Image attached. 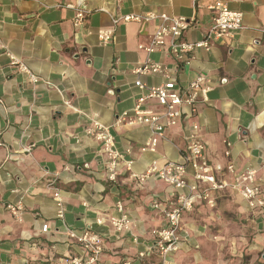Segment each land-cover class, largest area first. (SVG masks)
<instances>
[{
    "label": "crops",
    "instance_id": "0c3cea01",
    "mask_svg": "<svg viewBox=\"0 0 264 264\" xmlns=\"http://www.w3.org/2000/svg\"><path fill=\"white\" fill-rule=\"evenodd\" d=\"M84 2L89 14L75 26L77 11L67 4ZM211 0H0L1 38L38 83L11 64L0 50V264H66L82 256L67 230H92L104 241L100 264H157L152 232L165 227V211L185 190L156 177L139 184L123 174L110 182L107 158L100 143L87 135L93 121L112 128L120 151L128 149L135 173L154 163L184 162L192 125L206 146L209 163L220 179L232 163L236 173L257 171L264 188V0H227L244 14L234 38L209 52L197 50L189 66L168 50L150 55L170 68L181 88L201 75L211 87L209 100L196 111L183 109L175 127L165 130L155 153L142 152L150 137L146 126H116L149 86L165 83L161 75L139 76L134 70L148 55L147 45L158 23H113V15L147 12L185 16L191 20L183 39L199 41L213 25ZM112 30L115 40L101 46L98 31ZM156 112V100L146 104ZM225 174V175H224ZM190 183H195L189 170ZM59 189L66 216L58 219L53 194ZM121 201L131 232L118 233L109 224ZM161 204L154 209L153 203ZM8 204L19 205L14 216ZM105 219L98 224L97 220ZM48 225L46 234L41 233ZM180 248L168 264H264V210H253L230 189L217 194L214 206L200 202L186 213ZM140 253L147 256L140 258Z\"/></svg>",
    "mask_w": 264,
    "mask_h": 264
},
{
    "label": "built area",
    "instance_id": "2783aa9c",
    "mask_svg": "<svg viewBox=\"0 0 264 264\" xmlns=\"http://www.w3.org/2000/svg\"><path fill=\"white\" fill-rule=\"evenodd\" d=\"M67 8L77 11L75 26L81 27L89 14L84 2L67 4ZM213 13V25L205 36L199 41H187L183 34L191 26V20L185 16H171L167 13L147 12L143 14L113 15V23H151L157 22L158 26L147 45H140L139 48L148 55L146 61L138 66L134 73L139 76L161 75L166 78L165 83L157 86H149L140 79L136 81L138 89L145 91L140 96L130 111H124L118 116L116 126L125 125L128 127L146 126L150 130V137L141 148L142 152L155 153L161 140L165 139V130L177 126L183 117V109L189 107L193 112L197 105L209 100L211 87L204 76L195 77L186 87L181 88L176 78L170 75V68L161 63L154 62L150 55L156 52L168 50L170 55L183 66H189L193 54L197 50L211 51L213 47L226 39L234 38L243 29L244 14L230 9L227 0H211L208 6ZM98 40L101 46H108L115 40L112 30L98 31ZM264 38V32H263ZM0 50L7 55L11 64L20 72L25 73L32 83H38L39 78L32 71L21 63L4 45L1 38L0 24ZM149 100H156L162 108L161 112L148 107ZM199 126L192 125L188 135V154L184 162H167L159 166L154 163L143 173H135L133 161L128 158L131 150L120 151L116 144L112 128L103 125L99 121H93L86 128L88 136L100 143L107 158V174L110 182H117L123 174L139 184H144L149 179L156 177L167 185L177 189L185 190L186 193L177 194L170 202L165 211L167 225L152 232L155 238L154 249L158 253L157 264H168V255L177 252L180 248V232L183 230V219L186 213L192 211L197 204L205 202L214 206L217 194L226 189L239 193L246 199L249 207L253 210H264V188L257 183V171L248 168L243 172L236 173L234 164L227 166L226 173L234 175V181L220 179L216 175V169L209 163L206 155V146L201 140ZM264 169V165H263ZM189 170L192 171L195 183H190L188 178ZM225 175V174H224ZM57 208L58 219L64 220L66 216L65 203L57 188L53 194ZM7 209L18 216L21 207L8 204ZM154 209H160L161 204L153 203ZM118 216L109 217V224L118 233L131 232V220L126 212L124 204L119 201L116 204ZM98 224L105 223L104 218L97 220ZM49 226L43 225L41 233L46 234ZM67 237L78 244L82 250V256H73L66 260V264H100L104 253V241L102 237L92 230L77 231L67 230ZM147 253H140L139 257L144 258ZM121 264H132L131 261H124Z\"/></svg>",
    "mask_w": 264,
    "mask_h": 264
},
{
    "label": "rangeland",
    "instance_id": "374dc122",
    "mask_svg": "<svg viewBox=\"0 0 264 264\" xmlns=\"http://www.w3.org/2000/svg\"><path fill=\"white\" fill-rule=\"evenodd\" d=\"M185 108H189V107H185Z\"/></svg>",
    "mask_w": 264,
    "mask_h": 264
}]
</instances>
